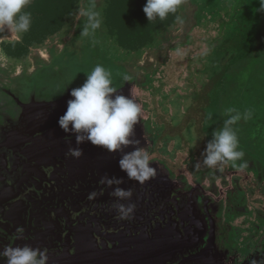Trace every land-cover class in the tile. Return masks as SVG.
<instances>
[{
  "label": "rangeland",
  "instance_id": "obj_1",
  "mask_svg": "<svg viewBox=\"0 0 264 264\" xmlns=\"http://www.w3.org/2000/svg\"><path fill=\"white\" fill-rule=\"evenodd\" d=\"M146 2L31 0L30 30L20 35L4 30L0 38V113L14 117L19 101L23 111L32 103L58 101L80 87L96 65L104 66L117 92L129 89L141 105L153 158L185 173L192 184L218 185L223 201L218 205L225 210L221 223L216 221L215 238L230 250L221 254L224 262L264 264V13L258 11L259 0H183L178 10L183 25L171 14L150 23ZM79 9L99 11L100 29L82 36L86 18L77 19ZM229 108L252 110L253 118L233 126L243 160L235 167L225 164L220 172L204 166L201 153Z\"/></svg>",
  "mask_w": 264,
  "mask_h": 264
},
{
  "label": "flooded vegetation",
  "instance_id": "obj_2",
  "mask_svg": "<svg viewBox=\"0 0 264 264\" xmlns=\"http://www.w3.org/2000/svg\"><path fill=\"white\" fill-rule=\"evenodd\" d=\"M118 93L131 96L129 89ZM20 104L14 117L0 113V250L29 244L46 248L49 264H71L82 248L112 252L156 242L171 253L166 264H227L221 254L230 250L215 238L225 210L218 185L192 184L153 154L155 175L143 184L121 171L120 153L86 142L81 157L67 155L76 138L61 129L58 111H23ZM142 123L135 138L150 151ZM105 176L122 178L119 187L132 190L131 201H123L136 205L131 219L118 218L112 189L100 183Z\"/></svg>",
  "mask_w": 264,
  "mask_h": 264
},
{
  "label": "clouds",
  "instance_id": "obj_3",
  "mask_svg": "<svg viewBox=\"0 0 264 264\" xmlns=\"http://www.w3.org/2000/svg\"><path fill=\"white\" fill-rule=\"evenodd\" d=\"M30 4L31 0H0V31L7 30L15 35L28 32L32 15L26 9ZM182 4L183 0H147L143 11L150 23L157 19L165 21L171 14L175 24L183 25L184 18L178 14ZM258 11L264 13V0H259ZM80 17L86 18L82 36L100 29L102 19L99 11L79 9L77 19ZM123 79L128 81L130 77L125 75ZM117 91L111 71L96 65L90 73H86V79L80 87L71 89L72 99L67 101V109L58 123L65 133L75 135L76 138L77 147L70 148L67 155L81 157L83 149L79 146L86 142L109 153H120L121 171L130 180L143 184L154 177L155 168L152 166L150 152L141 147L140 140L135 138L136 125L142 119L141 105L134 98L133 92L131 96H124L116 94ZM225 115L227 118L222 127L213 129L212 138L207 141L201 153L203 165L220 172L224 170L225 164L231 162L235 167L237 161L243 160L245 153L240 149L238 130L233 126L241 120H251L253 111L241 113L229 108ZM208 119H212V113L208 114ZM128 147L133 150L125 151ZM196 167H200V162H197ZM100 183L112 189L110 195L115 198L112 207L118 218L131 219L136 205L123 203L131 201L133 192L119 187L123 183L122 178L105 176ZM23 233L24 229L18 228L16 238L22 239ZM0 261L4 264H49V254L46 248H34L29 244L6 246L0 250Z\"/></svg>",
  "mask_w": 264,
  "mask_h": 264
},
{
  "label": "water",
  "instance_id": "obj_4",
  "mask_svg": "<svg viewBox=\"0 0 264 264\" xmlns=\"http://www.w3.org/2000/svg\"><path fill=\"white\" fill-rule=\"evenodd\" d=\"M69 99H72L70 95L51 103H32L27 108L28 110L35 108L56 109L58 113L55 116L61 117L67 109ZM133 246L134 249L130 248L131 245H127L112 252H99L90 248L87 250L82 248L71 258V264H166L171 257V253L164 252L156 242H143L142 245L135 244Z\"/></svg>",
  "mask_w": 264,
  "mask_h": 264
},
{
  "label": "crops",
  "instance_id": "obj_5",
  "mask_svg": "<svg viewBox=\"0 0 264 264\" xmlns=\"http://www.w3.org/2000/svg\"><path fill=\"white\" fill-rule=\"evenodd\" d=\"M5 34L3 31H0V38L3 37Z\"/></svg>",
  "mask_w": 264,
  "mask_h": 264
},
{
  "label": "trees",
  "instance_id": "obj_6",
  "mask_svg": "<svg viewBox=\"0 0 264 264\" xmlns=\"http://www.w3.org/2000/svg\"><path fill=\"white\" fill-rule=\"evenodd\" d=\"M240 125V122L238 123V125L237 126H239Z\"/></svg>",
  "mask_w": 264,
  "mask_h": 264
},
{
  "label": "bare ground",
  "instance_id": "obj_7",
  "mask_svg": "<svg viewBox=\"0 0 264 264\" xmlns=\"http://www.w3.org/2000/svg\"><path fill=\"white\" fill-rule=\"evenodd\" d=\"M7 31V30H6ZM8 32V31H7ZM11 34V33H10Z\"/></svg>",
  "mask_w": 264,
  "mask_h": 264
}]
</instances>
